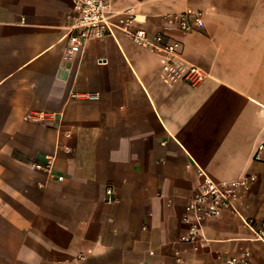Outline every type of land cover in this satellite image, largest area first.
Segmentation results:
<instances>
[{
    "label": "crops",
    "instance_id": "1",
    "mask_svg": "<svg viewBox=\"0 0 264 264\" xmlns=\"http://www.w3.org/2000/svg\"><path fill=\"white\" fill-rule=\"evenodd\" d=\"M76 1L0 0V264H264V0H107L180 44L170 73L123 32L70 52ZM201 172L256 181L183 242Z\"/></svg>",
    "mask_w": 264,
    "mask_h": 264
},
{
    "label": "built area",
    "instance_id": "2",
    "mask_svg": "<svg viewBox=\"0 0 264 264\" xmlns=\"http://www.w3.org/2000/svg\"><path fill=\"white\" fill-rule=\"evenodd\" d=\"M175 20L183 32H191L204 25L203 20L192 10L176 16ZM68 22L66 40L72 53L83 51L92 40L106 37L116 39L117 32H123L137 45L164 56L165 72L170 73L175 67L183 68L184 62L179 57L180 44L166 42L162 34L150 37L145 29L136 27L140 21L132 8L115 12L107 0H77ZM184 68L183 79L189 84L196 85L203 80L204 75L195 66L185 65ZM47 161L50 166L52 159L49 157ZM200 176L204 182L186 208L185 221L190 227L188 233L181 238L183 242H193L204 235L205 222L218 217L225 210L234 209L238 189H248L256 181L253 176H247L235 184L215 183L203 172ZM108 193L111 194V191ZM255 239L264 243V230H256ZM226 264H252V255L245 252L239 257L226 260Z\"/></svg>",
    "mask_w": 264,
    "mask_h": 264
}]
</instances>
